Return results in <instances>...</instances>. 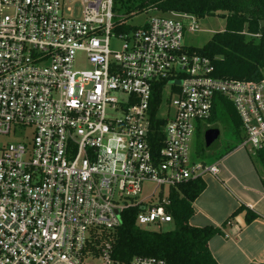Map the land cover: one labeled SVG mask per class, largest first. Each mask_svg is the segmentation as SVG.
<instances>
[{
  "label": "built area",
  "instance_id": "obj_1",
  "mask_svg": "<svg viewBox=\"0 0 264 264\" xmlns=\"http://www.w3.org/2000/svg\"><path fill=\"white\" fill-rule=\"evenodd\" d=\"M115 18V0H0V135L31 137L0 145V264H167L89 245L130 209L139 229L174 224L172 191L218 174L191 161L190 142L223 101L239 119L235 149H264V79L215 77L183 44L194 16L127 31ZM78 53L90 69L74 68Z\"/></svg>",
  "mask_w": 264,
  "mask_h": 264
},
{
  "label": "trees",
  "instance_id": "obj_2",
  "mask_svg": "<svg viewBox=\"0 0 264 264\" xmlns=\"http://www.w3.org/2000/svg\"><path fill=\"white\" fill-rule=\"evenodd\" d=\"M121 1L132 5L134 0ZM148 6L160 13L190 14L197 21L221 17L225 21L224 31L215 33L201 48L191 47L192 52L211 60L217 78L264 79V0H140L138 5L129 7L131 11L126 15L131 12L139 14ZM117 29L127 31L133 28L123 24ZM246 33L258 38H247ZM221 108L230 115L231 123L239 134L240 123L232 106L223 101ZM203 141L205 149H213L206 144L204 134ZM255 157L264 172V149L255 152ZM261 181L264 189V179ZM204 189L203 179H197L182 183L172 191L171 215L175 224L172 231L139 229L135 224L139 210L130 209L122 214V224L118 228L101 230L100 235L94 233L89 249L97 254L100 245L108 242L111 257L123 263L130 262L134 257H152L167 264H217L208 249V242L219 233V229L212 225L194 227L189 224L193 214L191 204ZM240 212H244L246 224L258 218L256 213L244 206L238 207L231 217Z\"/></svg>",
  "mask_w": 264,
  "mask_h": 264
},
{
  "label": "crops",
  "instance_id": "obj_3",
  "mask_svg": "<svg viewBox=\"0 0 264 264\" xmlns=\"http://www.w3.org/2000/svg\"><path fill=\"white\" fill-rule=\"evenodd\" d=\"M235 147L218 159L216 176L202 178L205 189L191 204L189 224L219 229L208 242L217 264H264L263 177L254 154ZM240 206L256 213L258 218L246 224L244 212L231 217Z\"/></svg>",
  "mask_w": 264,
  "mask_h": 264
},
{
  "label": "rangeland",
  "instance_id": "obj_4",
  "mask_svg": "<svg viewBox=\"0 0 264 264\" xmlns=\"http://www.w3.org/2000/svg\"><path fill=\"white\" fill-rule=\"evenodd\" d=\"M146 2L147 0H142ZM140 3V0H134L131 2L132 5H128L125 2H122L121 0H115V13L116 18L119 21L125 22L127 25L130 26H140L145 21L148 20L149 17L154 15H160V14H166V13H160L156 11L155 9L151 7H146L141 13L135 14L130 13V15H126L128 11H131L129 9L130 6L138 5ZM79 8H74V12L79 13ZM184 24L188 25V21H183ZM197 31L194 32H187L185 31L184 38H183V44L185 46L193 47V48H201L203 47L215 33L223 32L225 29V21L219 16L214 17H207L203 20L197 21ZM247 38H255L257 39L258 36L245 34ZM120 45V41L115 40V38H112L111 40V48L117 49ZM85 56L83 53H78L75 62H74V68L77 70H84V69H90L91 66L85 62ZM230 115L227 112H224L222 110H217L215 116L213 119H211L208 123H203V126L206 124H209V127L213 129H218L219 131V143L216 147H214L211 150L205 149L204 141H203V134H205V131L200 129L199 131H196L193 135L191 142H190V158L191 161L194 163H203L205 165H211L218 161V159L223 156L227 150L230 148H234L239 144L240 138L238 131H236L235 127L231 123ZM27 129H24L21 127L19 131L16 133H10L9 135H0V145H6L8 143H16V142H24V140L30 141L31 137L27 136ZM254 154V159L256 162V165L258 166L260 173L264 179V172L261 168V165L256 160L255 157V151H252ZM175 229V224H163L159 227L157 226H150L147 228V230L150 231H172ZM89 263L93 264H99V260L94 261H88Z\"/></svg>",
  "mask_w": 264,
  "mask_h": 264
},
{
  "label": "water",
  "instance_id": "obj_5",
  "mask_svg": "<svg viewBox=\"0 0 264 264\" xmlns=\"http://www.w3.org/2000/svg\"><path fill=\"white\" fill-rule=\"evenodd\" d=\"M204 140L209 148H214L219 143V131L218 129H208L204 134Z\"/></svg>",
  "mask_w": 264,
  "mask_h": 264
}]
</instances>
